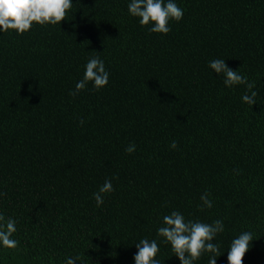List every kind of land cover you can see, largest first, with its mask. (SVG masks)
<instances>
[{"label": "trees", "instance_id": "obj_1", "mask_svg": "<svg viewBox=\"0 0 264 264\" xmlns=\"http://www.w3.org/2000/svg\"><path fill=\"white\" fill-rule=\"evenodd\" d=\"M130 2L72 0L60 23L0 30V214L18 242L0 244V264H135L143 238L180 264L157 235L172 211L223 222L216 264L243 232V264H264V0H174L183 17L167 34ZM93 56L107 84L71 95ZM215 59L255 81L256 103ZM105 180L114 190L97 206Z\"/></svg>", "mask_w": 264, "mask_h": 264}, {"label": "clouds", "instance_id": "obj_2", "mask_svg": "<svg viewBox=\"0 0 264 264\" xmlns=\"http://www.w3.org/2000/svg\"><path fill=\"white\" fill-rule=\"evenodd\" d=\"M71 6L72 0H0V30L13 29L18 34H22L30 30L34 22L41 25L60 23L65 20ZM128 11L132 16L139 17L141 25L152 24L153 26L148 29L149 32L163 34L170 31L169 20L179 21L183 17V10L174 0H131ZM209 67L217 73L224 74L225 86L245 85L246 91L241 97L242 101L249 105L256 103L255 98L258 92L252 90L255 87V81H249L246 75L229 68L224 59L210 61ZM108 77L109 73L105 69L104 61L98 56H93L85 66L83 79L76 83L71 95H76L83 90L88 81H92L97 89L104 87ZM170 147L176 148V142L173 141ZM134 150L133 144L125 149L128 153ZM113 190L111 181L105 180L98 192L93 193L97 206L103 203L102 194ZM3 195L4 193H0V196ZM208 195L207 192L201 195L202 207H212ZM15 231V221L12 218L5 220L3 214H0V244L7 248H15L18 242L11 239ZM223 231L224 225L221 220H215L211 224L199 220H186L182 213L172 211L163 216L162 226L157 229V235L170 244L180 264H194V261L198 260L203 253H211L208 264H216V258L221 255L220 247L217 243L210 241ZM252 240L250 232H243L233 239L227 254L228 264H243V257ZM135 246L137 248L133 257L135 264H162L156 259L160 248L155 239H140ZM78 260L79 257H69L65 264H74Z\"/></svg>", "mask_w": 264, "mask_h": 264}]
</instances>
